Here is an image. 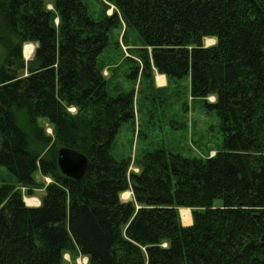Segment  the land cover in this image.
I'll use <instances>...</instances> for the list:
<instances>
[{
    "label": "trees",
    "instance_id": "16d2710c",
    "mask_svg": "<svg viewBox=\"0 0 264 264\" xmlns=\"http://www.w3.org/2000/svg\"><path fill=\"white\" fill-rule=\"evenodd\" d=\"M105 1L94 19L83 0H0V167L28 194L45 189L27 206L0 178V264H264V0ZM122 23L141 43L138 61L125 57L131 78L188 76L191 99L215 112L213 156H112L122 123L135 124V93H110L98 58ZM61 147L87 158L80 178L60 172Z\"/></svg>",
    "mask_w": 264,
    "mask_h": 264
},
{
    "label": "rangeland",
    "instance_id": "374dc122",
    "mask_svg": "<svg viewBox=\"0 0 264 264\" xmlns=\"http://www.w3.org/2000/svg\"><path fill=\"white\" fill-rule=\"evenodd\" d=\"M83 2L92 18L102 17L105 0H83ZM113 9L114 7L111 6L108 13ZM125 29L122 23L120 27L110 31L108 45L98 58L99 64L102 62L107 64L103 75L107 76V90L110 93H114L116 87L124 91L134 90L135 93V124L122 123L111 146L112 156L116 160L122 158L134 160L158 147L187 158L213 156L216 151L222 149L223 144L219 119L215 112L208 111L201 99H191L188 76L168 81L166 77L163 78L153 71L152 78L148 76L131 78L132 67L135 65L125 57L129 56L130 59L138 61L135 48L140 47L141 43L134 29L129 28L126 31ZM116 42L119 47L115 45ZM214 43L215 40L212 38L204 40L205 46ZM28 47L32 49L30 54L26 52ZM34 48L35 44L32 43L23 46V57L26 61L32 58ZM207 100L212 102L214 98L208 97ZM43 127L48 135L52 134V129L46 122H43ZM129 169L135 172L139 170L132 161ZM0 178L15 184L20 189L22 197L26 199V204L40 205L45 193L43 185L34 187L31 194H28L27 188L17 184L15 177L3 167H0ZM35 178L38 183L44 181L45 184L51 180L49 177L41 176L39 172L35 173ZM126 192L130 193V190ZM131 198V194L126 198L121 194L123 200ZM33 199L37 200V203H29ZM215 204L219 205L220 202L216 200ZM190 212L188 209L179 211L181 221L185 225L191 222ZM64 259L65 263L73 262L67 253L64 254Z\"/></svg>",
    "mask_w": 264,
    "mask_h": 264
},
{
    "label": "water",
    "instance_id": "95a60500",
    "mask_svg": "<svg viewBox=\"0 0 264 264\" xmlns=\"http://www.w3.org/2000/svg\"><path fill=\"white\" fill-rule=\"evenodd\" d=\"M57 165L64 176L77 179L85 172L87 158L76 150L61 147L57 151Z\"/></svg>",
    "mask_w": 264,
    "mask_h": 264
},
{
    "label": "bare ground",
    "instance_id": "6f19581e",
    "mask_svg": "<svg viewBox=\"0 0 264 264\" xmlns=\"http://www.w3.org/2000/svg\"><path fill=\"white\" fill-rule=\"evenodd\" d=\"M29 45H31V44H29ZM31 50H32L31 47H28L27 50H26V52H27L28 54H30V53H31ZM212 102H213V101H212ZM124 195H125V194L123 193V194H122V197H124ZM29 203H32V204H33V203H37V200H34V199H33V200L29 201Z\"/></svg>",
    "mask_w": 264,
    "mask_h": 264
},
{
    "label": "crops",
    "instance_id": "0c3cea01",
    "mask_svg": "<svg viewBox=\"0 0 264 264\" xmlns=\"http://www.w3.org/2000/svg\"><path fill=\"white\" fill-rule=\"evenodd\" d=\"M163 78H164V76H163ZM123 193L125 194L123 198H126V197H128V194H129L128 192H123ZM123 193H122V194H123ZM180 209L182 210V209H186V208H180ZM181 210H179V211L181 212ZM188 210H189V212L191 211L190 209H188ZM190 213H191V212H190ZM191 222H192V220H191ZM191 222H190V223H188V224H186V225H190V224H191ZM184 225H185V224H184Z\"/></svg>",
    "mask_w": 264,
    "mask_h": 264
}]
</instances>
